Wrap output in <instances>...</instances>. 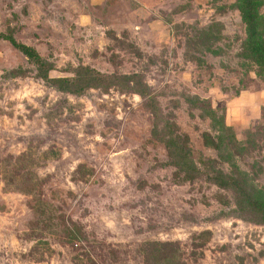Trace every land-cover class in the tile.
<instances>
[{
	"label": "rangeland",
	"instance_id": "374dc122",
	"mask_svg": "<svg viewBox=\"0 0 264 264\" xmlns=\"http://www.w3.org/2000/svg\"><path fill=\"white\" fill-rule=\"evenodd\" d=\"M0 34L34 48L52 78L80 65L142 75L163 136L186 137L204 173L200 161L231 173L230 157L264 190V79L238 0H0ZM156 126L139 95L61 93L0 38V264H145L150 242L179 245L184 264H264V225L241 214L232 191L170 166ZM205 137L223 138L224 153ZM31 182L41 197L26 194ZM68 220L87 242L67 243Z\"/></svg>",
	"mask_w": 264,
	"mask_h": 264
},
{
	"label": "trees",
	"instance_id": "16d2710c",
	"mask_svg": "<svg viewBox=\"0 0 264 264\" xmlns=\"http://www.w3.org/2000/svg\"><path fill=\"white\" fill-rule=\"evenodd\" d=\"M238 2L240 4L241 17L246 26V50L248 56L258 66V76L264 79V20L260 13L262 1L238 0ZM0 38L9 42L36 67L39 79L61 93L82 96L91 90L109 92L117 88L123 92H133L139 95L146 102L147 107L157 121L154 136L167 146L170 153L168 164L184 173L188 181L204 178L207 182H211L219 188L232 191L236 198L237 208L241 214L252 215L255 217L256 223L264 225V190L257 189L251 182L249 175L241 172L237 164L230 157H223V162L230 164L233 168V171L229 174H226L222 169L216 168L212 161H207V163L200 161L205 166L204 168L209 166L212 170L211 174H206L202 166L199 167L198 163L194 160L193 152L186 137L175 132L163 136L158 127V123L161 121V114L156 96L150 86L144 81L142 75H109L91 67L80 65L73 71V77L52 78L50 73L54 70L53 65L43 59L34 48L17 42L12 34H0ZM209 52L215 53L216 51L209 49ZM136 54L140 56V52L137 49ZM10 74L12 78L24 76L21 70H13ZM188 100L191 104L201 108L203 113L211 119L215 128H219L220 131L227 130L224 116L218 117L211 107L209 108L205 102L198 98H190ZM166 129L172 131L173 126L167 124L163 128V132ZM205 140L208 146L214 147L219 152L224 153L223 146H225V140L223 138H220L217 143H213L209 137H205ZM26 192L27 195L33 197L38 195L41 197L37 193L36 185L33 182L28 184V191ZM36 202L38 207H35V209L44 215L45 213L41 207L43 206L41 198L36 199ZM62 226L64 227V232H66L68 244L75 245L88 241L83 233L79 235L78 232L72 230V226H75L72 221H64ZM142 250L145 264H184L181 248L175 243L150 242L145 244ZM76 260L79 261V258H76Z\"/></svg>",
	"mask_w": 264,
	"mask_h": 264
}]
</instances>
